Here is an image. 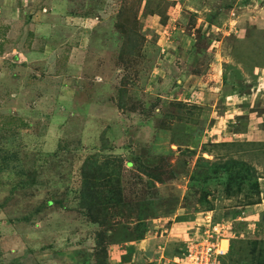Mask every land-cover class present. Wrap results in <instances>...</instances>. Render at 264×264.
Instances as JSON below:
<instances>
[{
    "label": "rangeland",
    "instance_id": "obj_1",
    "mask_svg": "<svg viewBox=\"0 0 264 264\" xmlns=\"http://www.w3.org/2000/svg\"><path fill=\"white\" fill-rule=\"evenodd\" d=\"M125 15L143 36L131 55ZM244 60L264 68V0H0V165L18 167L0 168V264H184L196 244L249 264L264 207L205 182L231 158L264 171L248 160L264 143L226 121L246 129L224 82L250 85Z\"/></svg>",
    "mask_w": 264,
    "mask_h": 264
},
{
    "label": "trees",
    "instance_id": "obj_2",
    "mask_svg": "<svg viewBox=\"0 0 264 264\" xmlns=\"http://www.w3.org/2000/svg\"><path fill=\"white\" fill-rule=\"evenodd\" d=\"M120 21L121 22L118 24V29L126 32V34L124 35L125 40L123 44L125 46L124 50L127 54L131 55L134 53L137 45L140 43V40L143 39V36L138 32L136 28L137 21L135 18L134 20H131V18L125 15L124 20L123 18H120ZM126 25L129 28H127ZM126 29H128V31ZM246 61L244 60V64L247 67L251 68V65H253L251 64V60L249 62H246ZM253 66L262 67V66H259V61L258 62L256 61L255 65ZM254 68H253V74H254ZM232 71H233L234 78H231L230 82H228L229 80L226 79V76L224 78V82L229 84L225 86V88L228 87V90H229L228 93L232 91L231 94L235 93L238 96L250 94V89H251L250 86L253 87L254 85L253 81L255 80V78L252 79L253 81L250 83V85L242 84L243 83L242 79L238 77L242 74L235 69H232ZM256 76L257 74H254V77ZM240 85L241 86L243 85L245 89H241ZM237 144H239V142H237ZM1 159H2V164H3L2 168L0 165L1 169H11V168L18 169L17 164H16L17 162L16 157L12 156V158L7 159L3 155L1 156ZM205 162L209 163L206 160ZM86 164L88 167L91 166L90 159L86 162ZM105 167L107 168L108 165L104 166V169ZM89 169L92 170L93 172H90L92 173V175L88 179L86 176L87 180H84L85 188L82 193L83 201H82L81 207H83V209L88 210L91 216L93 215L95 216V214L99 216V213L97 212V209H96L98 202L95 201L96 192H97L96 189L101 185L100 182L104 178L107 179V177L109 176L107 175V173L105 174L103 172L104 169L102 167L95 168L94 170L93 168H89ZM85 175H89V173H85ZM259 178H260L259 173L257 172L256 168L253 165H250L247 162H242L241 160L237 158L236 159L231 158L229 162H226L223 165L214 164L210 166L205 182L210 183L211 181L217 179V182H219V184H223L226 187L225 189L227 191V196L229 197L233 195L240 196L243 194L245 199H247L245 203L246 205H256L261 202V189H260ZM156 180L160 182L163 181L160 177H157ZM200 196L201 198L204 199L205 203H209L207 193L201 194ZM96 219L97 218H95V220ZM250 245L252 246L250 262L256 263V264H264V238L260 240L254 239L250 242ZM232 253H233V250H230L229 255H231ZM222 257L223 256H219V259L222 260L221 263L226 264L223 261ZM250 262L248 263L250 264Z\"/></svg>",
    "mask_w": 264,
    "mask_h": 264
},
{
    "label": "crops",
    "instance_id": "obj_3",
    "mask_svg": "<svg viewBox=\"0 0 264 264\" xmlns=\"http://www.w3.org/2000/svg\"><path fill=\"white\" fill-rule=\"evenodd\" d=\"M264 68L261 67H255L254 68V74H257V82L256 84L253 85V87L250 89V94H246V95H242V96H238L242 99V102L247 101L246 103H238V107H240V114L246 115L245 118V126L246 129L241 131L240 128H238L236 126V122H231V120L228 118V116H226L227 118V125H231L232 128L234 129H238L239 131H228L232 136L234 135L235 138L232 141H237L242 143L241 140H243L242 137L246 138L247 143H253V142H263L264 143V90H262L258 85H260L262 82H260V80L264 79V74H263ZM252 74L250 76L251 78V82L253 81L252 79H254V74ZM250 82V83H251ZM256 86V87H255ZM264 87V83H262V88ZM232 96V95H231ZM236 96V95H235ZM252 97V99H251ZM254 97H258L256 99V102L251 101V100H255ZM246 99V100H244ZM226 107V106H225ZM238 110V109H235ZM226 110L223 112V114H221V116L224 118V114H225ZM238 113V112H237ZM236 114V113H235ZM237 115V114H236ZM227 126V127H228ZM215 129V128H214ZM213 128L210 129L211 131V135L214 136H218L220 135V133H217ZM228 130V129H227ZM213 131V132H212ZM225 135L228 136L229 134L225 131ZM230 137V136H229ZM228 140V139H225ZM219 141V140H218ZM250 153H247L246 155H248ZM261 154H264V150ZM251 162H255L256 160H258V162H262L260 165L259 163H255L258 164V166H261V168H264V155H259L258 157L255 156H251L248 159ZM263 164V165H262ZM259 183H260V189H261V202L254 205V207H264V171L260 170V176H259ZM258 209V208H257ZM259 213V212H257ZM260 214H258L257 216L255 215V213L251 214L250 219L254 218L255 221L259 219ZM255 221H249L251 224V222H253V224H255ZM250 226V225H249ZM264 230V229H263ZM264 235V232H263Z\"/></svg>",
    "mask_w": 264,
    "mask_h": 264
},
{
    "label": "built area",
    "instance_id": "obj_4",
    "mask_svg": "<svg viewBox=\"0 0 264 264\" xmlns=\"http://www.w3.org/2000/svg\"><path fill=\"white\" fill-rule=\"evenodd\" d=\"M198 245H192L193 248H189V251L183 259L184 264H214V260H217L219 256L224 254L223 250L217 244H209L206 251H200Z\"/></svg>",
    "mask_w": 264,
    "mask_h": 264
},
{
    "label": "clouds",
    "instance_id": "obj_5",
    "mask_svg": "<svg viewBox=\"0 0 264 264\" xmlns=\"http://www.w3.org/2000/svg\"><path fill=\"white\" fill-rule=\"evenodd\" d=\"M224 255V254H223ZM223 255H221V256H223Z\"/></svg>",
    "mask_w": 264,
    "mask_h": 264
}]
</instances>
